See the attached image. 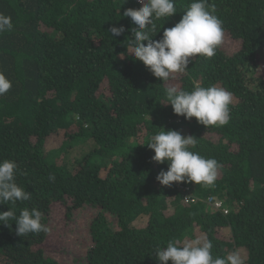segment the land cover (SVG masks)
<instances>
[{
    "label": "trees",
    "instance_id": "16d2710c",
    "mask_svg": "<svg viewBox=\"0 0 264 264\" xmlns=\"http://www.w3.org/2000/svg\"><path fill=\"white\" fill-rule=\"evenodd\" d=\"M208 2L222 21V44L163 83L130 53L136 25L123 12L141 7L137 0H0L14 26L0 34V72L12 84L0 96V161H15L16 182L31 193L0 212L36 208L46 226L53 205L63 213L47 233L19 236L14 221L0 225V264H59L46 247L84 210L92 214L80 264H159L157 247L200 236L213 257L238 249L244 264H264V0ZM190 3L175 0L177 13L156 21L153 39ZM121 25L125 32L113 37L111 27ZM172 85L230 91L228 124L206 128L174 114L165 104ZM162 128L196 137L191 150L218 161L213 185L156 180L168 165L152 160L147 143ZM49 137L66 150L90 143L68 163L57 155L61 146L46 149Z\"/></svg>",
    "mask_w": 264,
    "mask_h": 264
},
{
    "label": "clouds",
    "instance_id": "9594fccd",
    "mask_svg": "<svg viewBox=\"0 0 264 264\" xmlns=\"http://www.w3.org/2000/svg\"><path fill=\"white\" fill-rule=\"evenodd\" d=\"M141 7L128 8L123 12L136 25L130 29L132 37L129 48L134 58L141 61L156 78L163 83L175 79V74L184 73L192 58L202 56L211 58L216 54L224 39L222 21L214 14V5L208 0H191L180 20L170 28H164L160 39L153 37L160 32L156 21L172 17L177 13L175 0H137ZM10 16L0 13V34L13 29ZM125 32L123 25L110 29L113 37ZM145 42H147L145 44ZM11 81L0 72V96L9 91ZM166 103L174 114L185 119L196 118L206 128L222 127L230 120L229 106L232 93L215 85L203 87L196 85L184 90L177 85L165 88ZM163 129V128H162ZM198 143L194 136H183L179 131L164 129L149 138L147 146L154 151L152 160L167 162V170H161L156 180L163 186L173 182L213 185L221 167L215 158H205L192 151ZM17 164L15 161H0V204L16 205L17 201H27L31 193L16 182ZM54 179V178H53ZM43 213L36 208H23L19 215L15 208L0 212V225L11 228L19 236L29 233H47L50 229L41 223ZM213 244L205 236L187 239L183 242L169 241L166 247L155 249L159 264H244L240 251L234 250L226 257H213Z\"/></svg>",
    "mask_w": 264,
    "mask_h": 264
},
{
    "label": "rangeland",
    "instance_id": "374dc122",
    "mask_svg": "<svg viewBox=\"0 0 264 264\" xmlns=\"http://www.w3.org/2000/svg\"><path fill=\"white\" fill-rule=\"evenodd\" d=\"M224 47L227 50H232L234 48V43L228 41L225 43ZM89 143L90 141L77 143L72 149L66 150L67 146H61L62 142L60 138L49 137L46 141V149L55 150L61 146L57 155H63L67 162L70 163L77 157L82 156L88 150ZM101 174L105 175V171L102 170ZM91 214L92 212L89 210L77 211L64 226L61 240H58L55 244H52V246L49 245L46 247L47 255L54 257L59 264H80L81 259L84 258L85 251L88 248L89 237L87 231ZM61 215H63L62 209L53 205L51 214L49 215V222L47 224L50 231L55 230L57 224L56 220ZM140 222H142V219L138 223Z\"/></svg>",
    "mask_w": 264,
    "mask_h": 264
},
{
    "label": "built area",
    "instance_id": "2783aa9c",
    "mask_svg": "<svg viewBox=\"0 0 264 264\" xmlns=\"http://www.w3.org/2000/svg\"><path fill=\"white\" fill-rule=\"evenodd\" d=\"M180 188H184V190H185V189H186V190L188 189L187 187H182V186H180ZM185 200L188 201V200H193V199L190 198V194H186V195H185ZM208 202L212 203L213 206L218 207V208L221 206L220 201H218V200H214V199H212V198H209V199H208Z\"/></svg>",
    "mask_w": 264,
    "mask_h": 264
}]
</instances>
